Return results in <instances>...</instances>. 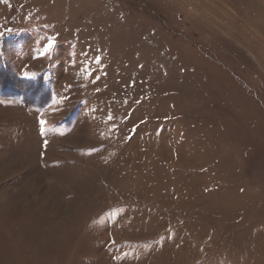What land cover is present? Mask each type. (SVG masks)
Wrapping results in <instances>:
<instances>
[{
	"label": "rangeland",
	"instance_id": "1",
	"mask_svg": "<svg viewBox=\"0 0 264 264\" xmlns=\"http://www.w3.org/2000/svg\"><path fill=\"white\" fill-rule=\"evenodd\" d=\"M3 63L0 264H264V0H0Z\"/></svg>",
	"mask_w": 264,
	"mask_h": 264
},
{
	"label": "trees",
	"instance_id": "2",
	"mask_svg": "<svg viewBox=\"0 0 264 264\" xmlns=\"http://www.w3.org/2000/svg\"><path fill=\"white\" fill-rule=\"evenodd\" d=\"M1 66V65H0ZM8 70V68H6V66H5V64L3 63L2 64V66L0 67V90H1V93H2V91L4 92H8V90L9 91H11L13 88H14V85L11 83V80L9 81L8 80V74H7V71ZM38 78H40V77H38ZM37 78V79H38ZM36 79V80H37ZM24 82H26V83H28V84H30L31 85V87H32V89L35 87V86H37V83H35V81L36 80H25V79H22ZM19 91H21L22 90V86H20L19 88ZM30 93H31V95L33 96V97H35V100H36V98H37V92H36V90L35 89H33V90H30ZM22 98H23V96H22ZM39 100V99H38Z\"/></svg>",
	"mask_w": 264,
	"mask_h": 264
},
{
	"label": "snow or ice",
	"instance_id": "3",
	"mask_svg": "<svg viewBox=\"0 0 264 264\" xmlns=\"http://www.w3.org/2000/svg\"><path fill=\"white\" fill-rule=\"evenodd\" d=\"M53 42L50 40L43 48L42 51L39 52L40 57H44L46 54L50 52V50L53 48ZM27 73H25V76L27 77Z\"/></svg>",
	"mask_w": 264,
	"mask_h": 264
}]
</instances>
